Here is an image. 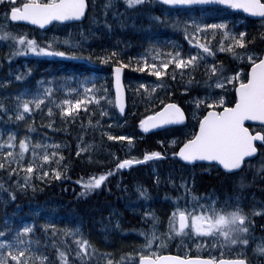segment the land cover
I'll use <instances>...</instances> for the list:
<instances>
[{"label": "snow or ice", "instance_id": "obj_1", "mask_svg": "<svg viewBox=\"0 0 264 264\" xmlns=\"http://www.w3.org/2000/svg\"><path fill=\"white\" fill-rule=\"evenodd\" d=\"M148 0H124L129 6H142ZM165 5L181 7L202 4H217L224 6L225 10H242L244 13L258 16L264 20V0H161ZM90 4L95 7L93 0H0V9H3L0 24V39L4 41L11 40L15 47L6 55L7 60H11L19 54L34 53L37 55H57L71 59L84 60L92 62L94 59L100 64H109L110 72L114 77L116 93L111 98L108 89L103 84L97 88L91 79L85 83L89 87L83 88V94L75 95L71 99H62L56 103L53 97V88L51 85L45 87L43 94L39 92L29 93L27 90L21 92L15 97L18 102L15 107V113L6 108L3 101H0V111L8 115L9 120L13 117L17 121H23L26 113H32L35 109L41 110L42 105L47 108L49 120L53 116V108L57 109L58 115L65 121H75L79 111L83 108L85 111H91L89 105L93 106L95 114L99 117L109 115V106L115 105L119 111H125L124 85L122 83V74L124 69L134 67L138 72L147 71L157 78L169 77L175 80L177 75L184 80L182 91L189 92L194 89L193 86H199L201 83L207 85L203 89L204 95L192 98L195 107H204L205 114L198 120V130L194 131L190 138L183 140L177 145L175 139L167 141L168 144L177 145L178 151H172V157H179L183 161H215L228 170L230 174L234 172H243L245 167L251 166V160L259 156L264 159V48L256 51L248 47L254 44L259 38L264 42V30L259 36L250 34L246 30L234 31L229 27V21L221 19L215 23H208L203 19L189 16L181 18L174 16L171 18L170 26L179 29L190 47L187 51L183 46L172 41H167L163 46L158 42H149L148 48L144 54L137 57L121 58L122 50L113 47L104 50V55L93 57L91 53L87 57L83 52H77L73 49L80 48L79 41H73L65 38L63 43L69 45L68 51L54 50L50 47L52 41H48L46 46H39L36 39L28 38L25 34H17L13 31H4V28L11 27V22L28 21L34 25L51 24L53 22L76 21L86 16L90 11ZM116 0H105L103 5L104 15L107 17L108 11L111 10L112 16L117 18V22L123 26L124 20L120 19L121 13L116 11ZM153 20L162 23H169V18L153 16ZM105 26L111 29L112 25L108 24L107 19L104 21ZM264 27V25H262ZM82 40H87L81 32ZM250 37V38H249ZM59 39V38H56ZM215 39L216 43L212 44ZM216 49V51H214ZM239 49V50H238ZM218 52L230 53L237 60H246L250 67L239 70L233 69L231 74L223 62L216 59ZM150 54V55H149ZM211 57L215 63L209 64L207 58ZM151 61V62H150ZM203 71L206 77L204 81H198L195 74ZM26 73L17 74L15 79L22 80ZM243 73V76L241 75ZM71 79V78H69ZM94 79V78H93ZM77 87H71L69 84L60 89L66 91L69 95L78 93L80 90L79 82ZM7 84L8 81H5ZM225 85H231L234 89L235 96L232 101H226L224 95L215 93L213 89L225 88ZM164 86L163 80L155 82L154 86L149 88L140 84L135 92L139 93L140 89L144 94L155 92L157 87ZM31 95V99L24 97ZM49 101L44 104V100ZM34 106V108L32 107ZM186 119L184 109L180 104L169 102L150 115H145L139 120V127L148 132L159 126L180 123ZM247 121H259L260 131H255L246 126ZM88 124L93 127H100V119H89ZM31 130L32 125H26ZM48 127L52 128L53 123L49 122ZM108 139L114 141H128L132 144L134 137L132 135H112L110 132L104 133ZM161 143H165L161 141ZM259 145V149H258ZM59 144L49 145L40 141L32 142L27 135L18 138L12 131H8L4 137L3 130H0V170H2L14 187H6L5 181L0 179V203H5L2 196L6 192L9 201H15L17 190L23 192L31 188L33 192L37 191V185L34 180H40L44 183H50L52 180H61L65 175L64 169L67 164L62 163L64 155L61 151H51L49 148L58 149ZM93 145L84 142L83 135L78 137L76 145V156L81 153L91 160V150ZM26 154L31 159H26ZM118 162L113 167L101 171L98 174L89 175L86 179L81 178L77 181L82 188L78 195H86L88 192L99 189L110 176L115 175L121 169L129 168L132 165L139 164L142 161L165 158V151L150 150L145 151L141 158L127 157L120 159L114 153L111 154ZM247 158V159H246ZM55 160L56 167L50 162ZM264 169V163L260 165ZM15 177V179H12ZM159 182V178H157ZM171 182V181H169ZM180 187L183 188V197L185 199L184 208H174L168 216V227L165 232H159L157 225L160 218L154 211H145L144 217H151L152 226L150 230H138L144 238V243L134 251L123 253L119 259H114L112 253L100 252L95 244L84 237L80 228H65L58 230L56 225L45 223L44 229H51L53 236L72 235L76 242V250L72 255L79 264H92V259L97 254L104 256L105 264H249L247 257L243 254L224 258H217L212 255H160L158 251H153V246L159 241V247H164L173 239L186 240L194 238L200 243H196L197 249L202 246L221 250L235 246L244 249L249 245L251 231L255 227L254 215L264 216V207L246 211L241 206V199L236 193L225 195L223 199L210 193L197 196L191 192L189 182L181 179ZM243 188V183L240 184ZM136 191L139 196L147 199L149 193L142 185H136ZM191 196L189 201L187 197ZM177 202L181 196L172 197ZM201 201H204L201 203ZM11 221L5 217L0 222V264H55V261L49 260V257L38 254L33 251L34 243L32 235L35 233V223H23L16 227H9ZM117 227L119 221L116 222ZM264 227V226H262ZM38 243V242H37ZM57 248L56 255L59 257L60 264H74L69 259L70 251L61 249L52 241ZM255 252L264 254V242L258 243Z\"/></svg>", "mask_w": 264, "mask_h": 264}, {"label": "trees", "instance_id": "obj_2", "mask_svg": "<svg viewBox=\"0 0 264 264\" xmlns=\"http://www.w3.org/2000/svg\"><path fill=\"white\" fill-rule=\"evenodd\" d=\"M95 1L98 11L95 13L96 6L92 7L90 4L91 10L85 23L71 27L56 26L48 34L56 31H68L69 29L78 30L85 27L86 31L84 35L89 36L90 30L93 28L99 29L98 31L103 33L113 30L118 25L114 31L110 32L109 39L106 42L99 43L98 40L100 38L96 40L88 38L87 40H83V44L78 50L74 51L83 52L85 57L91 53L95 58L104 55V50L119 47L122 50L121 58L125 59L127 63V57H137L140 54H144L150 41L158 42L161 46L167 41H172L182 45L183 50L187 51L190 45L179 34L180 30L170 26L171 18L176 14L209 13L212 17L209 21L213 23L221 19L232 18L237 22H243L239 31L246 30L248 33L257 36L264 30L262 27L263 23L246 20L232 10L216 7L192 11H173L165 8L158 0H148L142 6H125L120 12L122 14L120 19L124 20V25L121 26L117 22V18L112 17L110 10L107 17H105L103 9L105 0ZM153 16L161 17V21L167 16L169 23L155 21L152 19ZM105 19H107L108 24L112 25L111 29L105 26ZM12 27H9L10 31H12ZM22 30L18 34H25L28 38L31 32H35L31 33L32 37L34 34L40 33L38 30L30 27L22 28ZM263 43L258 38L254 44H249L248 47L259 51L263 48ZM14 47L11 40L4 41L0 39V101H3L6 108L12 111L13 114L18 103L15 100L18 94L25 90L29 93L39 92L43 94L45 86L48 83L54 88L53 97L56 103H59L62 99H67L66 91H60L66 83L72 86L75 85L74 81H86L89 79L96 84L97 88L103 84L108 89L110 97L114 98L112 75L110 72L111 62L109 64H100L95 59L89 62L86 59L77 60L60 56L54 59H41L19 57L18 55L14 56L11 60H7L5 55L10 53ZM216 59L223 62L229 70V74H231L233 69L239 70L246 67V64L241 63V60L235 59L227 52L223 55H217ZM207 62L209 64L215 63L211 57H208ZM28 68H31V72L27 73L24 79H15L17 74L26 73ZM125 71V86L128 94V115L126 118L119 116L114 105L110 106L109 115L105 117L97 116L93 106L90 105L88 107L91 111L80 110L75 121H65L58 115L55 107L53 108V116L50 121L47 108L44 105H42L43 111L35 109L32 106L34 111L26 113L23 121H17L14 117L9 120L8 115L0 111V130H3L4 137L7 136L8 131H12L18 138L25 135L29 136L33 143L40 141L49 145L59 144L60 147L58 149L49 148L48 150L49 152L54 150L61 151L64 155L62 163L67 164V168L64 169L65 175L61 180H52L50 183L34 180L33 182L37 185V191L33 192L31 188L23 192L17 190L15 201H9L5 192L2 196L5 203H0V209L2 210L0 222L5 217L11 221L9 227L22 225L28 219L30 220L29 223L34 222L36 225L35 233L30 234L34 241L32 246L38 254L48 256L49 260L55 261V264H60V262L59 257L56 255L57 248L53 246L52 241L55 239L57 246L70 251L69 259L73 260L74 264H79L72 255L76 250V242L75 240L61 236L59 231L57 235L53 236L51 229H44L42 227L43 224L39 222L41 219H46L47 223L56 225L58 230L79 227L84 237L88 238L95 246L98 245L95 243L94 234H97L96 240L99 237L104 242L110 244L113 242L112 239L115 232L121 234L133 232L140 239V242L143 243L144 238L138 230L143 229L147 231L152 226L151 217H144L143 213L145 211H154L161 218V213L164 211L165 206L161 208V205L157 201L168 196V194L172 197L181 196V188L179 187L181 179H176V175L179 174L176 171L179 168V163L171 155L164 158L169 161V166L171 165L170 172L167 170L169 166H165L167 163L163 161L158 163V176H154L150 171H147L149 170L148 166L140 165L131 168L129 171L120 170L115 175L110 176L99 189L88 192L86 195H78L81 193L82 188L77 183L78 180L82 177L86 179L89 175L107 170L118 162L113 158L112 153L116 157L123 159L129 156L141 158L145 151L150 150L164 151L161 141L165 142L166 139L164 137L167 135H172L179 145L180 142L190 138L191 134L197 130L198 120L205 114L204 107L200 106L195 110L198 118L191 126L188 123L184 129L180 128L164 133L145 135L139 127L140 119L145 115H150L152 112L160 110L164 104L169 102L180 104L190 116L194 110L192 98L204 95L203 89L207 85L203 83L199 86L194 85L193 88L197 90H190L186 93L182 91V85L187 80V77L184 80H181L179 75H177L175 80L169 77L157 78L147 71L143 73L138 72L134 67L126 68ZM195 78L198 81L206 79L202 70L195 74ZM158 80H163L164 86L157 87L155 92H149L145 95L143 89H140L139 93L134 91L140 84L151 88ZM5 81H8V83L6 84ZM213 91L224 95L226 101L234 99V91H228L224 94L217 89H213ZM24 98L31 99L32 96L28 95ZM48 103L49 101L45 99L44 104ZM89 119H92L93 122L95 119H100L101 126L93 127L89 125ZM49 122L53 123L52 128L48 127ZM27 124L32 125L31 130L26 126ZM106 132H110L112 135L130 134L134 137V140L131 145H129L128 141L110 140L107 135H104ZM81 134L83 135L84 142L93 145L91 160H88L84 153H81L80 156H76L75 154L77 140ZM26 159H31V156L26 154ZM44 163H51L53 167L57 166L55 160ZM259 172L250 183L245 182L246 180L243 182L238 180V182L235 181L233 183L231 181L232 178L218 170H201L197 175L195 187L202 192L198 195L214 192L223 199L225 195L231 193L242 195L245 188L240 189V184L243 183L244 186L249 184L250 186L247 189H252L256 198H260L264 204V172ZM112 178L115 179L113 183L110 182ZM157 178H159V182H157ZM0 179L5 181L6 187H14L11 180L2 170H0ZM12 179H15V177ZM116 184L121 189L120 191L116 189ZM136 185H142L147 189L149 193L147 199L139 196V193L136 191ZM243 196L245 195L243 194ZM182 202L183 200L180 203ZM157 207L162 210H157ZM90 215L94 217V223L88 221L87 217ZM117 221H119L118 227L116 225ZM160 223H162L161 220L157 228L159 231H163L162 225L161 227L159 226ZM87 229L92 230V232H89ZM257 231L256 235L260 237L264 236V232ZM173 251H176V249L172 248L170 252ZM101 260L102 255L97 254L92 259V264H101ZM128 264H132V261H129Z\"/></svg>", "mask_w": 264, "mask_h": 264}, {"label": "rangeland", "instance_id": "obj_3", "mask_svg": "<svg viewBox=\"0 0 264 264\" xmlns=\"http://www.w3.org/2000/svg\"><path fill=\"white\" fill-rule=\"evenodd\" d=\"M94 4L96 6L95 13H97L98 9H97V4H96L95 0H94ZM125 6H127V5L124 3V0H116V6L115 7H116V11L117 12L120 13L125 8ZM2 12H3V10H0V24L3 23ZM110 12H111V10H110ZM111 15H112V13H111ZM174 16H180L181 18H187L189 16H192V17H195V18L203 19V20H205L208 23H213L212 21L211 22L209 21L210 19H212V17L210 16L209 13H196L195 15L193 13L192 14H184V15L176 14ZM226 20L229 21V27L232 30H234V31H236L237 28L242 26V23H243L242 21H238L237 22V21L233 20L232 18H227ZM117 26L118 25H116L113 30H109V31H106V32H103V33H100V31H98L99 29H94L93 28L94 31H93V29L90 30V33H92V35H90L89 38H93V39L94 38L95 39L100 38V40H98L99 43H104V42H106L109 39L110 32L114 31ZM174 29H176V28H174ZM263 29H264V27H263ZM3 30L4 31H10V28H4ZM85 30H86V28L84 27V28H80L78 30L69 29L68 31L67 30L56 31V32H54L52 34L38 33V34H34L33 37L36 39L38 45L41 46V47L46 46L48 41H52V43L50 45V47L52 49L68 51L70 46L69 45H65L63 43L64 39L68 38V39H71L73 41H79L80 45H82L83 44V40L81 39L79 34L81 32H83V34H84ZM12 31L16 32L18 34L19 32H21L23 30L13 26L12 27ZM31 33H35V32H31ZM31 33H30L29 38H33L31 36ZM179 34H182L181 31L179 32ZM56 38H59V39H56ZM13 45H14V42H13ZM78 49L79 48L73 49V50H78ZM224 53L225 52H218L217 51L218 55H223ZM18 56L19 57H30V58H41V59H54V58L59 57L57 55H37V54H34V53H30V52L27 53V54H23L22 53V54H19ZM5 57H6V55H5ZM207 60H208V58H207ZM243 61H244V63L248 64V62L246 60H243ZM248 65H250V64H248ZM241 75L243 76V73H241ZM76 82H79V84H80L79 92L71 94V95H69L66 92L67 99H71L75 95L83 94V88L84 87H89V84H86L85 81H79L78 80ZM173 83H175V82H173ZM49 85H50V83L46 84L45 87H47ZM71 87H77V83H75V85H72ZM53 90H54V88H53ZM217 90H220L221 92L225 93V92H228V91H233L234 89L231 87V85H225V88L223 90H221V89H217ZM192 107H193L194 110L191 113V120H190L191 125L198 118L197 114L195 112V110H197L198 108L195 107L194 105H192ZM81 110H84V109L82 108ZM108 110H110V106H109ZM171 137H172V135L165 136L164 138L166 139V141H165V143L161 144V146L163 147V150L165 151V154H166L165 156H169L172 151H176L177 150L178 143H177V145H172V144H168L167 143V141L172 140V139H169ZM157 162H158L157 159L150 160V161H142L141 163H139L137 165L130 166L129 168H127V171H129L133 167L144 165V166H148L149 170H147V171H150V173L153 174L154 176H158L159 170H158V163ZM257 163L259 165L262 164L260 159L257 161ZM258 164H254L252 167H256ZM121 170L124 171V169H121ZM259 171L264 172V169H256V171L250 173L249 177L246 179L245 182H249L250 183L252 180H254V178H256V176H257V173H260ZM240 179L241 178H238V179L235 178V181L238 182V180H240ZM110 182L111 183L115 182V179L112 178L110 180ZM240 182H243V180H240ZM249 186L250 185L247 184L243 188L240 187V189H244L245 188V190H248L247 188H249ZM116 189L118 191L121 190L120 188H118L117 184H116ZM242 195H243V193H242ZM242 195L241 194L239 195L240 199L243 197L241 199V206L244 207L246 211H250L252 209H259L261 207H264V204L262 203V200L260 198L257 199L256 197H254L255 198L254 199L251 196L246 197V196H242ZM187 199L190 201L191 200V196L187 197ZM122 200H124V199H122ZM181 200H183L182 203H180ZM130 202H132V201H130ZM157 202L158 203L161 202V203H159L161 205V208H163L165 206L164 209H163L164 211L162 212V213H164L163 214L164 216L161 213V218H160L162 223H160V225H159L160 227L162 225V228H163V231L160 230L159 232H165L167 230V227H168V219L167 218L171 214L173 209L174 208H184L185 207V199L183 197V188H182V191H181V199L178 202L176 200H173L172 196L169 195V194H168V197L166 199L159 200ZM203 202L204 201H201V203H203ZM157 210H162V209L157 207ZM1 215H2V210L0 209V218H1ZM87 219H88L89 222L94 223V217L92 215L88 216ZM252 219L255 221V227L251 231V237L249 239V245H247L244 249H240V248H237L235 246H232L230 248L226 247V248H223L221 250H217V249H214V248H209L206 245L202 246L199 249H197L195 247V244L196 243H200V241H197L194 238L190 237L189 239H186V240L173 239V240L169 241L164 247H159V241H157L156 244L153 246V251H158V253L160 255H164V254H169L171 249L173 248V249H176V251L174 253L177 254V255H185V254L197 255V254H199V255H212V256H216L217 258H220L221 256H223L224 258H230V257H234V256H237V255L243 254V255H245L247 257L248 261L251 264H264V254H261V253H258V252L254 251V249L256 248V245L258 243L264 242V236L260 237V236L256 235L258 233L257 230H259L262 233L264 232V227H262V226H264V218L260 217V215H254V216H252ZM27 222L29 223L30 220L28 219ZM27 222H24V223H27ZM39 222L42 223V224H45V223H47V220L46 219H41ZM115 229H117V228H115ZM87 230L89 232H92V230H90V229H87ZM96 236H97V234H94L95 243L98 245V246H96L97 249H99L100 252L112 253L113 255H112L111 258H114V259H119V256L121 254L126 253L128 251H134L135 249H137L140 245H142L144 243V242L141 243L140 239L133 232H128V233H125V234H121L119 232H115L113 234V236H114L113 239H112L113 242H111L110 244L108 242L107 243L104 242V240L100 239L99 237H98V240H96ZM63 237L70 238L71 240H75L72 235H65ZM32 249H33L34 252L37 253L36 249L33 246H32ZM72 259H73V256H72ZM105 259L106 258L104 256H102L101 264H105ZM38 263H39V261H36V264H38Z\"/></svg>", "mask_w": 264, "mask_h": 264}, {"label": "water", "instance_id": "obj_4", "mask_svg": "<svg viewBox=\"0 0 264 264\" xmlns=\"http://www.w3.org/2000/svg\"><path fill=\"white\" fill-rule=\"evenodd\" d=\"M165 6L168 7V8H171V9H194V8H214V7L224 8V6H220V5H217V4H202V5L198 4V5H191V6H183V8L176 7V6H169V5H165ZM234 11L237 12V13H241L242 15H244L248 19H251V20H254V21H262L260 17L253 16L252 14H249V13H244L242 10H234ZM88 12L89 11L86 12V16L85 17H82L79 20H76V21L53 22L51 24L44 25L43 27H41L40 25H34V24H32L31 22H28V21L13 22V23H16L18 25L32 26V27L38 28L40 31L46 32V31L50 30L56 24H60V25L81 24V23L85 22V20L87 18V15H88ZM122 83L124 85L125 111L123 113H121L119 111V108L116 107V106L115 107H116V110L118 111L119 115L124 118V117H126L127 112H128V98H127V91H126L125 84H124V71H123V74H122ZM113 93H114V97H115L116 87H115L114 77H113ZM185 117H186V115H185ZM185 123H186V119L183 122H180V123H173V124H170V125L159 126V127L155 128V129H150L148 132H145V133L158 132V131H161V130H164V129H168V128H173V127H182V126L185 125ZM260 124H261V122H259V121H247L246 122V126L247 125L260 126ZM177 159L180 162H182L183 164L188 165V166H195V165H198V164L216 165L224 173L230 174L228 170L223 169V166L220 165L219 162H215V161H194V162H187V161H183L179 157H177ZM234 173H237V172H234Z\"/></svg>", "mask_w": 264, "mask_h": 264}, {"label": "flooded vegetation", "instance_id": "obj_5", "mask_svg": "<svg viewBox=\"0 0 264 264\" xmlns=\"http://www.w3.org/2000/svg\"><path fill=\"white\" fill-rule=\"evenodd\" d=\"M248 127H250V129H253L255 131H260L261 128L260 126H254V125H248ZM258 149H259V145H258ZM261 160L262 163H264V159H261L259 156L254 159V160H251V166L250 167H245L243 172H239V173H235V174H231V175H226L230 178H232V182L234 183L235 182V178H241L240 180H243L245 181L248 177H249V174L256 171V169H261L260 168V165L257 163L258 160ZM165 163H167V165L165 166H169V161L168 160H164ZM254 164H258L256 167H252ZM206 169H214V170H217L215 168H208V167H204V166H194V167H187V166H180V173L178 174V176H183L185 178H189L190 181H189V185H190V188H191V192L193 194H200L202 193L199 189V191L197 190V188L195 187V182H196V178H197V175L198 173L201 171V170H206ZM167 170L170 172L171 170V165L167 168ZM183 172V173H182ZM207 193H203L202 195H205ZM255 194V193H253ZM260 217H263L262 215H260ZM249 264H251L249 262Z\"/></svg>", "mask_w": 264, "mask_h": 264}, {"label": "bare ground", "instance_id": "obj_6", "mask_svg": "<svg viewBox=\"0 0 264 264\" xmlns=\"http://www.w3.org/2000/svg\"><path fill=\"white\" fill-rule=\"evenodd\" d=\"M189 11H192V9H190ZM194 15H195V13H193ZM250 21H252V22H256V21H254V20H250ZM11 24L13 25V26H15V27H17V28H20L21 29V27L18 25V24H16V23H13V22H11ZM243 24V23H242ZM241 27V26H240ZM239 27V28H240ZM239 28H237V30H239ZM236 30V31H237ZM86 31V30H85ZM93 31H94V29H93ZM180 32V31H179ZM118 33V32H117ZM114 34V33H113ZM182 35V34H181ZM100 36V35H99ZM104 36V35H103ZM111 36V35H110ZM102 37V36H101ZM97 38V37H96ZM103 38V37H102ZM116 38V37H115ZM119 38V37H118ZM118 38H117V40H118ZM93 39V38H92ZM94 40H96L95 38H94ZM112 40V39H111ZM147 40V39H146ZM94 43V42H93ZM216 43V40L215 39H213L212 40V44H215ZM263 45H264V43H263ZM110 46V45H109ZM128 47V46H127ZM119 48V47H118ZM137 50V49H136ZM134 54V53H133ZM132 54V55H133ZM241 63H244V61L243 60H241ZM244 64H246V63H244ZM16 65V64H15ZM247 66H249L250 67V65H248V64H246ZM18 66V65H17ZM22 70V69H21ZM125 74H126V71H125V69H124V82H125ZM112 90H113V76H112ZM218 91H220V90H218ZM221 92V91H220ZM221 93H223V92H221ZM224 94V93H223ZM181 106V105H180ZM182 107V106H181ZM183 108V107H182ZM184 109V108H183ZM184 112H185V115H186V123H185V125L184 126H182V127H173V128H168V129H164V130H161V131H158V132H153V133H145L144 132V130L142 129V132L143 133H145V134H148V135H154V134H158V133H164V132H168V131H172V130H177V129H180V128H186L187 127V125H188V123L190 124V126H191V123H190V120H191V114H190V116L187 114V112L185 111V109H184ZM135 165H137V164H135ZM124 171H127V168H125L124 169ZM172 172V171H171ZM159 175V174H158ZM175 180V179H174ZM254 193V191L252 190V189H248V190H245L244 192H243V194L246 196V197H249V196H251V197H256V195L255 194H253ZM253 195V196H252ZM243 196V195H242ZM255 199V198H254Z\"/></svg>", "mask_w": 264, "mask_h": 264}]
</instances>
